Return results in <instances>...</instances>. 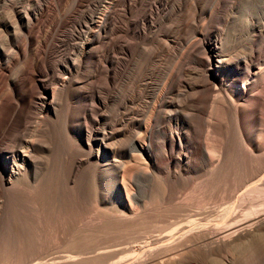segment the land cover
<instances>
[{"label":"rangeland","instance_id":"374dc122","mask_svg":"<svg viewBox=\"0 0 264 264\" xmlns=\"http://www.w3.org/2000/svg\"><path fill=\"white\" fill-rule=\"evenodd\" d=\"M94 1L0 0V18L10 21V12L16 6L46 4L49 11L53 9L47 12L41 29L44 32L52 26L50 36L55 43L47 67H59L64 54H76L73 33L81 22L87 25L85 19L93 11L102 18L110 13L108 21L120 23L126 31L125 49L115 52L101 46L97 59L82 60L78 75L86 82L94 78L92 90L101 103H96L90 91L85 98L71 95L65 104L74 127L81 125L87 130L96 126L101 132L105 127L108 131L116 128L112 141L118 148V161L105 155L98 159L92 144L91 152L87 133L85 144L71 133L73 156L80 157L84 165L73 182L59 167H53L35 185V191L15 202V210L0 225V264H30L33 259L35 264H224L221 255L199 257L195 251L206 242L220 247L217 243L221 234L209 231L206 236L181 243L177 247L181 257L175 260L167 259L169 250L160 247L157 236L173 230L174 222H187L193 217L201 223L210 221L225 227L264 212L263 205H250L261 196L251 191L258 178L251 177L264 158V92L259 90L260 98L250 100V110L244 117L219 115L217 138L227 144L226 156L221 166L211 170L204 157L210 96L196 86L205 77L206 41H216L234 62L241 58L236 64L241 70L246 67L244 57L255 62L264 59V0H122L128 2L127 8L116 6L115 0ZM77 2L81 3L78 7ZM249 17L254 24L252 31ZM63 20L65 26L56 27ZM0 29V41L8 38L11 43L13 31ZM108 50L111 54L104 61ZM221 72L226 85H234L233 78H240L238 85L245 79L243 71L236 77L231 69ZM155 99L159 101L154 112L156 123L165 115L163 125L168 130L180 125L194 142V149L184 144L192 152L190 162L168 183L167 191V184L148 167L146 153L137 154L140 158L129 154L133 140L139 142L144 135L143 125ZM193 107L198 112H192ZM203 107L206 113H202ZM177 113L178 124L177 119L168 118ZM126 169L132 200L123 185ZM129 200L137 206V217L130 211ZM230 214L236 215L234 220L229 221ZM234 242L242 243L238 250ZM230 245L234 248H227L230 264H264V236L245 234L222 243L220 248L226 250Z\"/></svg>","mask_w":264,"mask_h":264},{"label":"bare ground","instance_id":"6f19581e","mask_svg":"<svg viewBox=\"0 0 264 264\" xmlns=\"http://www.w3.org/2000/svg\"><path fill=\"white\" fill-rule=\"evenodd\" d=\"M123 2L122 0H115V5H122V8H127L128 2ZM80 4V2H77L76 7L80 6ZM49 7L46 4L33 5L28 3L23 6L13 7V10L10 12L13 16L12 21L0 18V27L7 31H13L11 43L8 41L7 36V39L0 41V198L3 199L0 203V225L15 210V202L35 191V185L43 177L51 173L53 167H59L68 181H74L84 164L80 157L73 156L71 150L74 149V146L71 147L69 144L71 133L75 132L77 140L81 143H84V135L87 133L91 152L93 145V152L98 159H101L102 155H105L107 159H110L111 156L115 160L118 159L116 158L118 156V148L112 141L117 135L115 132H112L116 128L108 131V128L105 127L104 132H101L96 126L89 127L87 130L81 125L74 127L69 123L72 115H70L69 106L66 108L65 104L71 95L74 94L77 97L85 98L90 91L96 103H101L100 98L92 90L94 78L93 81L86 82L78 75L83 64L82 60L84 58L97 59L98 55L96 53L101 46H103V49L104 46H107L110 48V51L112 49L115 52L118 49L120 50V48L125 49L123 39L126 31H124L123 25V28L119 26L120 23L117 22L118 26H116V22L113 24L110 23L111 21H108L110 13L106 12L107 14L102 18L96 15L97 11H93L85 19L87 25L81 22L79 26L77 25L80 30L76 29L73 33V40H77L73 44L76 54H64L62 60L58 63L59 67H47L45 66L48 62L47 58H49L51 50L55 48V43L50 36V28L52 26L44 32L41 31L44 25L43 19L49 11ZM50 11H53V9ZM247 21L252 31L254 27L253 21L250 17ZM64 26V20L56 24V27L59 28ZM82 27L86 28L83 30ZM196 34H199V32L197 31ZM204 46L208 54L207 68H204V80L196 86L207 91L210 96L204 157L209 168L214 170L221 166L224 161L223 157L227 145L225 141L217 138V134L219 133L217 131V127L219 126V124L217 125V122H219L218 117H220L219 115L229 117L231 114H236L238 118L244 117L250 110L248 107V103L251 102L250 100L260 98V92H264V59L255 62L252 59L248 60V57H244L243 62L246 67L241 70L239 67H236L241 58L236 62L232 61L216 41L213 44L206 41ZM110 51L105 55L104 61L108 60ZM100 55L101 53L99 57ZM230 69L233 70L235 77L239 76L237 74L238 71H243L245 79L241 85L237 84L240 81L238 77L232 79L234 85L225 84L226 80L222 78L221 70L227 71ZM80 80L83 81L82 84ZM259 90L260 92L258 93ZM235 101H238V103H235ZM157 102H159L157 99L153 101L148 121L146 120L147 122L143 125L144 133H141L144 135L140 134L141 136L138 138L139 142L133 140L129 154L133 158H140V154L146 153L148 167L158 173L160 179L167 184V191L168 183L182 172L183 166H186L187 162H190V154L192 152L191 150H187L184 144L194 149L192 145L194 142L189 134L190 132L187 134L182 131L179 127L180 125L175 127V129L168 130L167 126L163 125V121L167 119L165 115H161L159 117L160 122L156 123L154 112L158 106ZM191 110L194 113L198 112L196 107H193ZM202 113H206L205 108L202 110ZM98 117L99 113L96 114L93 120L97 122ZM168 118L170 120L173 118L177 119L176 124H178V120L180 121L178 113L177 115L171 114ZM156 136L160 138L159 141L156 140ZM164 160H166V163L162 164ZM263 170L264 158L261 159L255 173L251 177H258L257 183L253 187L251 186V191L261 196L250 201V205L252 204L257 207L264 206ZM129 174L127 169L124 170L123 185L126 195L130 198V191L132 190H130L126 181ZM137 196L134 193L133 198L136 199ZM138 198L140 199V197ZM129 208L137 217L139 214L137 206L130 200ZM235 217L236 215L234 214L228 219L231 221ZM246 217L241 223L231 222V224L225 227H218L214 223L215 227L210 221L201 223L193 217L188 219L187 222H174L172 224L175 226L174 229L157 236V240L162 242L160 247L166 246V250H169L167 259L175 260L181 257L177 252V247L181 243H186V241L193 240L204 234L206 236V233L209 231L221 234L218 235L220 236L217 243L219 246H222V243H228L230 239L233 240L245 234L263 237L264 212L250 214ZM250 242L247 241L246 244ZM239 244L242 245L241 242L232 245L237 249ZM241 245L240 247H242ZM220 247L217 248L211 242H206L204 245L200 244L198 248H195V251L199 257L205 256L207 253L214 254V256L221 255V257L225 258L224 264H230V255L227 248H230V251L234 248L231 245L230 247L226 246V250L222 249L224 246ZM157 248L156 246L152 249ZM29 263L35 264V259ZM38 263L36 262V264Z\"/></svg>","mask_w":264,"mask_h":264}]
</instances>
